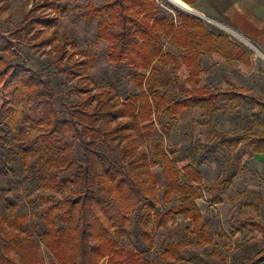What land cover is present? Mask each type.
Returning a JSON list of instances; mask_svg holds the SVG:
<instances>
[{
    "label": "trees",
    "instance_id": "16d2710c",
    "mask_svg": "<svg viewBox=\"0 0 264 264\" xmlns=\"http://www.w3.org/2000/svg\"><path fill=\"white\" fill-rule=\"evenodd\" d=\"M6 6L1 4L0 11ZM86 9L87 19L98 17L97 37L107 43L108 59L132 68L130 78L139 92L123 100L109 89L94 92L87 73L89 60L75 58L77 52L67 55L60 44L54 51L56 59L66 58L65 68L75 81L72 92L78 97V101L65 102L41 70L7 58L21 54V44L34 49L50 46L56 39L58 19L36 14L33 8L15 29L4 32L0 28V163L14 175L11 165L19 164L18 180H32L38 192L33 197L25 195V200L30 206H39L42 225L39 241L26 234L27 216L17 211L19 197L10 196L0 186V201L10 207L8 216H0V264H45L40 244L59 264H178L181 251L188 246L186 240H163L155 261L147 259L143 249L120 244L130 235L134 221L141 227L142 238L148 240L150 227L173 224L177 216L188 223L186 233L197 243L214 240L197 203L202 194L196 184L202 182V175L196 160L174 158L175 150H166L161 141L149 150L143 147L146 135L157 125L168 134L170 126L165 120L172 121L190 104L210 111L219 102L240 106L249 97L254 109L263 112L264 99L245 88L211 89L201 80L203 54L247 66L252 64L251 58L240 44L225 33L208 29L199 17L159 15L156 0H108L99 5L89 0ZM46 31L50 33L43 36ZM164 40L180 54L164 52ZM169 64L182 78L183 97L160 90L161 68ZM206 124L212 137L205 151L230 147L235 151L231 154L234 164L243 155L264 154V124L258 133L242 135L221 131L210 120ZM240 141L249 146L248 151L238 147ZM155 167L165 176L162 200L178 199L165 212L160 210L156 193ZM230 182L226 177L206 187L220 190ZM212 200L217 203L221 198L214 195ZM239 229L264 231V225L245 218L232 233ZM263 262L264 248L237 264Z\"/></svg>",
    "mask_w": 264,
    "mask_h": 264
},
{
    "label": "rangeland",
    "instance_id": "374dc122",
    "mask_svg": "<svg viewBox=\"0 0 264 264\" xmlns=\"http://www.w3.org/2000/svg\"><path fill=\"white\" fill-rule=\"evenodd\" d=\"M88 1L0 0V5L7 4L6 8L0 11V28L4 32H9L19 26L29 10L33 8H36V14H46L58 19L56 39L50 46L34 49L21 44L19 46L21 54L8 55L7 58L10 61L23 60L34 70H41L42 76L50 79L52 88L61 94L63 101H78L77 95L72 92L75 81L65 68L68 64L66 58L64 57L62 61L56 59L55 52L61 44L65 47L67 55L77 52L75 58L89 60L87 73L95 87L94 92L101 88L109 89L123 100L129 94L139 92L130 78L132 68L125 62L114 65L108 59L107 43L97 37L98 17L87 19L85 16ZM91 1L99 5L108 0ZM156 2L159 15L171 17H175L176 13L196 17L200 15L199 18L204 21L208 29L225 33L240 44L250 56L252 64L247 66L236 60L227 62L217 56L203 54L200 57V65L204 70L201 79L203 84L211 89L226 88L231 85L243 87L250 94L264 99V51L253 42L249 40L247 42L237 32L230 30L219 13L212 12V16L208 15L207 6L216 7L217 0H205L204 6L188 4L197 12L195 14L175 8L168 0H156ZM49 33L46 31L42 35L47 36ZM163 49L164 52L173 55L180 54V50L166 40H164ZM160 80L162 92L174 97L184 96L182 78L176 76L171 64L161 68ZM55 105L59 115L63 116L59 100L55 101ZM208 120L217 129L230 134L242 135L248 131L258 133L264 124V111L257 112L249 97H244L240 106L219 102L217 107L210 111L190 104L172 121L165 120V123L170 126L168 134L160 125H157L155 131L146 135L143 147L152 150L154 143L161 141L166 150H175L174 158L179 159L186 156L188 162L190 157L196 160L195 166L202 175V182L196 184L202 194L197 203L203 217L209 221L208 229L214 233L213 242L197 243L195 237L186 233L185 227L188 223L177 216L173 224L164 222L159 227H150L148 240L142 238L141 227L134 221L130 235L120 241L121 246L131 250L143 249L145 250L144 256L150 261H155L162 249L163 240L168 242L186 240L189 243L181 251L182 260L178 264H237L264 248V231L239 229L236 233H232V230L239 227L245 218H253L264 225V154L243 155L240 161L234 164L231 154L235 151L230 147L222 146L205 151L212 137L206 124ZM243 144L244 141H240L238 147H242L245 152L248 151L249 146ZM74 148L76 157H79L78 146ZM11 167L14 168L15 175L0 163V186L8 189L10 196L19 197L17 211L27 216L24 232L39 241L42 231L39 206L36 204L30 206L25 200V195L33 197L38 190L34 189L30 178L18 180L19 164L14 163ZM153 172L160 210L165 212L177 204L178 199L175 196L168 202L162 200L165 176L160 167L153 168ZM226 177H230L231 182L224 185L222 189L206 187L211 183L221 182ZM52 193L58 194L54 191ZM214 195H219L221 201L215 203L212 200ZM9 214L10 207L0 201V216L5 218ZM220 232L223 236H218ZM40 249L44 255L45 264H51V259L54 258L42 244H40Z\"/></svg>",
    "mask_w": 264,
    "mask_h": 264
},
{
    "label": "crops",
    "instance_id": "0c3cea01",
    "mask_svg": "<svg viewBox=\"0 0 264 264\" xmlns=\"http://www.w3.org/2000/svg\"><path fill=\"white\" fill-rule=\"evenodd\" d=\"M204 3L205 0H196L194 5ZM206 12L210 16L212 12L219 13L230 29L264 51V0H217L216 7L209 5ZM51 264L59 263L51 259Z\"/></svg>",
    "mask_w": 264,
    "mask_h": 264
},
{
    "label": "bare ground",
    "instance_id": "6f19581e",
    "mask_svg": "<svg viewBox=\"0 0 264 264\" xmlns=\"http://www.w3.org/2000/svg\"><path fill=\"white\" fill-rule=\"evenodd\" d=\"M175 8L178 9H182L188 12H193V13H197L195 10H193V8L191 6H189L188 4H186L185 2H183L182 0H168ZM208 17V16H207ZM211 20V19H210ZM223 25V24H222ZM232 30V29H230ZM233 32H235L234 30H232ZM236 33V32H235ZM247 42L248 39L244 38ZM263 55V54H262ZM264 57V56H263Z\"/></svg>",
    "mask_w": 264,
    "mask_h": 264
},
{
    "label": "water",
    "instance_id": "95a60500",
    "mask_svg": "<svg viewBox=\"0 0 264 264\" xmlns=\"http://www.w3.org/2000/svg\"><path fill=\"white\" fill-rule=\"evenodd\" d=\"M195 14V13H194ZM197 15V14H196ZM197 16H199L200 17V15H197Z\"/></svg>",
    "mask_w": 264,
    "mask_h": 264
}]
</instances>
